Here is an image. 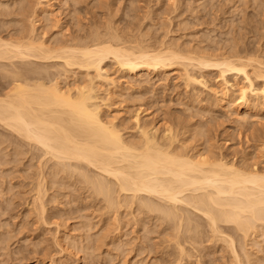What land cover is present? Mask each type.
<instances>
[{"label":"rangeland","instance_id":"1","mask_svg":"<svg viewBox=\"0 0 264 264\" xmlns=\"http://www.w3.org/2000/svg\"><path fill=\"white\" fill-rule=\"evenodd\" d=\"M51 2L44 16L40 13L37 17L39 20L34 18V35L36 31L37 36L40 34L35 38L49 45L72 44L77 40L86 42L92 38L91 32L92 35L96 32L106 38L107 32L113 31L123 39H128L130 35L131 38L137 36V39L145 41L147 37L144 43L154 46L160 42L176 46L181 42L177 47L182 50L191 47V51L196 49L195 52L200 54L208 52L214 56L239 54L264 62V0ZM37 3L38 0H0L1 36H26L30 12L39 13ZM19 8L25 9L27 15ZM30 60L36 62L18 60L10 64L14 68L9 64L7 68L6 65L0 67V96L12 86V77L6 71L10 74V71L33 70L41 65L45 70L49 66L46 72L40 71L45 72L42 74L33 72L37 69L34 68L32 72L36 75L30 74L33 80L29 81L38 79L47 83L49 78H55L63 89L87 85L94 75L93 71H90L93 74H87L76 68L66 69L54 59ZM104 61L102 66L105 73L116 84L113 87L96 80L101 114L102 117L114 119L119 129L125 128V131L122 129L125 139L139 138L140 129L133 120L137 114L139 123L151 129L159 142L166 133L168 139L163 138L161 143L171 141L173 149L174 146L176 150L187 149L189 155H206L208 158L214 157L212 160L222 158L240 168L253 167L260 172L264 169V107L259 105L262 99L257 102L249 97L250 107L247 111L236 105L240 103L236 94L230 98L234 104H230L229 100L228 103L225 100L221 102L213 91H221L223 83L217 68L206 71L191 69L189 73H194L192 76L201 80L198 83L197 80L184 81L185 73L179 65L131 74L120 70L110 59ZM256 63L253 61V65L247 69L253 70L254 65H259ZM254 77L253 86L261 89L264 79ZM225 78L238 86L246 83L240 74L226 73ZM2 127L0 125V264H237L232 259L229 246L219 238H213L199 212L182 206L197 217L190 215L195 219L190 226L195 222L200 226L197 229L193 225L192 228L185 225V228L179 227L178 230L159 212L140 207L137 201L132 204L130 198L127 199L130 204L127 202V205L126 200L125 205L116 208L118 211L115 207L108 208L103 198L96 195L80 176L78 178L77 171L73 175L72 172H60L59 167L53 166L55 160L47 159L48 156L41 153L42 149L40 151L39 147L26 144L19 136ZM84 170L91 176L95 173L94 169L87 167ZM39 188L44 191L41 200L45 208L42 214L38 209L36 194ZM183 228L186 230L182 232ZM229 229H224L223 234L232 235L237 250L242 241L241 245L245 244L246 251L254 258L251 261H258L252 264H264V231L258 230L244 241L240 233L234 229L230 233ZM239 251L244 263L243 252Z\"/></svg>","mask_w":264,"mask_h":264},{"label":"bare ground","instance_id":"2","mask_svg":"<svg viewBox=\"0 0 264 264\" xmlns=\"http://www.w3.org/2000/svg\"><path fill=\"white\" fill-rule=\"evenodd\" d=\"M50 3H52L51 0H38L37 11L39 13L30 12L31 18H28L29 24L27 25L28 32H26V36H21L24 39H21L20 34L18 35L19 38H13L14 35L9 37V33L8 37L4 38L1 36L3 31L2 33L0 31V67L6 65L7 68V64H9L8 66L13 65L18 60V62L27 60L34 64L36 61L32 62L31 58L41 61L54 59L60 61L59 64L66 69L74 70L76 68L87 72V74L93 71L94 75L91 76L92 78L87 85H79L74 89L69 87L63 89L57 79L50 80L48 74L47 83L37 78L36 81H29L32 79H30V74L33 72L41 73V70L45 71L49 66L45 70H43L44 66L42 68L41 65L40 68L34 67L38 69H36L37 71H33L34 68L33 70L25 68L21 71L20 69L10 71V74L3 70L7 72L8 76L11 75L12 86L10 85L9 90L0 96V125L26 141V144L37 146L40 151L42 149L43 152L41 153L48 156L47 159L55 160V164H52L59 167L60 172H72L73 175L77 171L78 178L80 176L96 195L101 196L108 208H120L130 198V203L133 204L137 201L138 203H136L140 207L152 212H159L164 220L170 221L179 230V227L185 225L187 228L192 225V227L200 226V223L197 225L196 222L194 223L196 225L190 226L191 221L194 222L195 219L193 220L190 217L193 214H189L187 208L184 210L182 206L190 207L204 218V223L210 228V234L213 238H219L221 242L229 246L235 263L252 264L254 261L256 263L257 260L251 261L253 257H250L245 244L241 245V241L239 245L241 247H238L243 252V258H245L244 263H242L240 251L237 250L236 243L234 244V238L232 239V235H228L227 232L225 236L223 230H228L230 227L231 233L234 229L240 233V237L244 241L253 233H258V230L264 231V169L260 172L253 167H237L238 165L235 166L233 162L228 163L222 158L212 160L214 157L208 158L206 155L203 157L200 154L189 155L190 153L186 152L187 149L185 151L176 150L175 146L174 150L171 147V141L168 142L169 144H163L165 141L161 143L165 138L167 141L166 133L164 137L162 136L164 139H160L159 142L155 138L156 134H152L151 129L144 128L139 123L140 119L137 114L133 116V120L137 129H140H138L139 138L137 137L135 140L133 138H131L132 140L125 139L122 131V129L125 131V128L119 129L120 126L116 127L117 124L113 121L114 119L102 117L101 104L98 102L99 95L96 94L99 89L95 83L97 80L115 87V80L107 75L103 69L102 63L105 59L112 60L114 62L112 64L117 65L120 70L131 74L142 70L156 71L160 68L179 65L185 73L184 81L185 79L186 82L197 80L198 83L201 80L199 81L198 78L192 76L194 73H189L191 69H204L206 71L209 68H217L223 83L221 91L212 89L214 94L220 97L218 98L222 100L221 102L229 100L230 104L234 102V100H230L231 96L236 94L235 97L240 103L235 104L247 111L248 106L250 107L249 99L251 97L256 101L262 99L261 103L258 104L264 107V86L261 89L255 88L252 80V76L264 79V68L262 67L264 62H257L258 60L255 61L251 56L245 58L239 54L214 56L209 55L208 52L206 54L205 51V54L195 52V48L194 51H191V47L189 50L188 48L182 50L177 47L181 42L179 44L175 42L177 44L175 46L165 42L161 43L160 40L159 45L154 43L156 45L154 46L147 42L144 43L147 37L145 41L144 39H137V36L131 38L130 35L127 36L128 39H123V36L121 37L118 33L107 32L106 27V38L96 32L92 35L93 32H91L92 38L90 40L87 38L89 41L86 42L83 40L84 42L81 43L77 40L76 43L72 44L65 43L56 46L55 43V46L49 45L41 38V40L35 38L37 31L34 35V23H36L35 19L40 13L43 14L46 8L49 9ZM22 8L24 7L22 6ZM22 8L19 9L22 10ZM49 11L51 14V10ZM23 14L27 15L26 12ZM38 35L40 36V34ZM124 37L126 38V36ZM171 41L170 43H172ZM253 61L259 65L257 67L254 65V69L249 71ZM93 72L90 73L93 74ZM226 73L242 75L243 81L246 82L245 85L238 86L236 83H229L225 78ZM41 74L39 75L41 76ZM101 102L103 101L101 100ZM172 144L174 143L172 142ZM86 167L90 170L94 169L95 173L92 176L89 175L84 170ZM43 188L42 191L39 188L36 193L38 194V196L36 195L38 199H36L40 213H43L45 208L44 202L41 200L44 197L42 196ZM127 202L128 200L126 204ZM38 206H34V208ZM116 210L118 211V209ZM193 217L196 216L193 215ZM204 223L202 222L203 225ZM184 228L182 232L186 230ZM189 230L188 232H191ZM237 232H235L236 235H238ZM195 235L197 236V234ZM176 243L179 244L180 242Z\"/></svg>","mask_w":264,"mask_h":264}]
</instances>
